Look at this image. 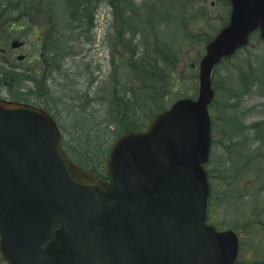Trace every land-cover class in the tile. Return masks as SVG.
<instances>
[{
  "label": "rangeland",
  "instance_id": "374dc122",
  "mask_svg": "<svg viewBox=\"0 0 264 264\" xmlns=\"http://www.w3.org/2000/svg\"><path fill=\"white\" fill-rule=\"evenodd\" d=\"M94 1L89 19L84 0H0V56L19 69L13 71L20 88L10 85L11 95L46 106L73 160L99 168L122 130L146 127L177 96L196 97L199 59L227 7L226 0ZM13 40L22 45L12 48ZM33 47L41 61L51 58L45 90L38 77L34 89L20 67L25 61L15 58ZM117 57L140 60L146 71L150 65L153 80L135 81ZM118 81L128 86L120 103ZM213 85L205 165L213 219L242 230L236 264H264V42L252 36L219 63ZM0 264H6L1 254Z\"/></svg>",
  "mask_w": 264,
  "mask_h": 264
},
{
  "label": "water",
  "instance_id": "95a60500",
  "mask_svg": "<svg viewBox=\"0 0 264 264\" xmlns=\"http://www.w3.org/2000/svg\"><path fill=\"white\" fill-rule=\"evenodd\" d=\"M230 3L228 22L199 60L197 97L177 99L146 129L117 136L105 179L68 159L46 110L0 98L6 264L233 263L236 234L205 223L211 72L253 29L264 39V0Z\"/></svg>",
  "mask_w": 264,
  "mask_h": 264
},
{
  "label": "flooded vegetation",
  "instance_id": "af4514ba",
  "mask_svg": "<svg viewBox=\"0 0 264 264\" xmlns=\"http://www.w3.org/2000/svg\"><path fill=\"white\" fill-rule=\"evenodd\" d=\"M224 7H227V9H226V13H227L228 9L230 8L228 0H226V4L224 5ZM258 35H259V30L256 29V30H254L252 32L251 37L252 36L256 37ZM38 42L39 41H37L35 43V45H37ZM11 43L17 44L16 46H13L12 44H10L12 48H19L22 45V42L16 41V40H13ZM2 50H3V48L0 47V51H2ZM29 51H30V49H29ZM123 55H126V53L123 52ZM15 56H16L15 58L19 62L25 61L24 65H20V67L22 68L23 74H25V77H26L25 79H28L30 81V83L34 86L35 90H36V85H37V82H38L35 79V77H38L39 79H42L43 80V86L42 87H43V90H45L46 88H44V87H48L47 86V80L49 79V78H47L46 81H45V77H47L48 71L50 69H52V67H53L52 63H50V59L49 58L48 59H43L44 61H41L42 58L38 57L37 51H36V49L34 47L29 52V55L18 54V55H15ZM5 61H6V59H4L3 57L0 56V62H1V64H4V66L0 65V97L4 98V99H8V100H17V101L31 103V104H34V105H39L36 102L30 101V100L26 101L24 99H19V98H16V97L11 95L12 92L10 93V91H9L10 85H13L12 87L16 88L15 89L16 91H18L19 88H20V86L16 85V84H19V82H16L17 76L19 78V73L13 71L14 69H17V70H19V69L17 67L14 68V67H11V66L7 65ZM46 61H48V65H47ZM114 62H118V64L120 66H123L124 68L127 67L126 65L131 64L132 62H134L132 64H135L136 74L134 76V74L130 71L131 68H129V72L131 74H128V75H130V76L132 75L131 77H132V79L134 78L135 81H138L139 79L143 81V79H142V69H143L142 63L143 62L141 63L140 60H133V59L131 60L128 57H126L125 59L121 58V60H120V58L117 57V58L114 59ZM151 79L153 80V76H151ZM3 89L6 92L3 91ZM123 89H128V86H126L125 83H123L122 81H118L117 83H115V91L116 92H118L120 94L123 91ZM26 91H27V89H26ZM28 91H29V88H28ZM35 92L37 93V91H35ZM109 92H110V90H109ZM66 154L68 155V153H66ZM68 157L72 161H74L70 157V155H68ZM74 162L79 164L76 161H74ZM92 167H94V166H92ZM96 169L98 170V173H99L100 176L106 177L105 164L99 165V168H96ZM100 170H102V171H100ZM209 194H210L209 195V199L211 200V195H212V191L211 190H210ZM213 217H214V214H213V212L211 210V204H209V202H208L207 207H206V214H205L206 223L213 224L219 230L226 229L224 227H221L218 224V222L213 219ZM234 231L236 232L237 237H238V245H239L238 251H239L240 250V237L244 236V235H242L243 233H241L242 230L240 228L237 229V231L236 230H234Z\"/></svg>",
  "mask_w": 264,
  "mask_h": 264
},
{
  "label": "trees",
  "instance_id": "16d2710c",
  "mask_svg": "<svg viewBox=\"0 0 264 264\" xmlns=\"http://www.w3.org/2000/svg\"><path fill=\"white\" fill-rule=\"evenodd\" d=\"M94 0H84V6H85V8L83 9L84 10V14L86 15V16H88L89 15V19H90V15H92V12H93V10H94ZM83 5V4H82ZM75 8H77V6L75 7ZM76 10V9H75ZM82 10V9H81ZM80 11V10H79ZM79 11H77V12H79ZM87 12H88V14H87ZM91 13V14H90ZM51 59V58H50ZM132 64V63H131ZM128 64V65H126L127 67V70L129 71V68H131L130 69V71L134 74V76H135V74H136V69H135V64ZM131 65V66H130ZM144 65V64H143ZM148 70H150V71H146L145 69H142V79H143V81L144 82H146L148 79H150L151 78V75L152 74H154V73H156V70H154V72L151 70V68H150V65H149V69ZM215 70V69H214ZM150 74V75H149ZM256 75H258L257 73H256ZM255 77H258V79L260 78V75L259 76H255ZM257 79V78H256ZM212 83H214V71H213V76H212ZM145 86V85H144ZM213 88H214V85H213ZM214 90H215V88H214ZM216 91V90H215ZM116 94H114V99L118 102V103H120V102H122L121 101V97H120V94L118 95V92H115ZM216 94H217V91L215 92ZM120 101V102H119ZM127 100H125L124 102H126ZM213 102V101H212ZM212 102H211V104H212ZM127 103V102H126ZM125 103H122L121 104V106L119 105V108L117 109V111H118V113H120L121 112V110H123V105H124ZM210 104V105H211ZM120 115H122V114H120ZM128 130V129H127ZM127 130H122V131H127ZM98 171V170H97Z\"/></svg>",
  "mask_w": 264,
  "mask_h": 264
}]
</instances>
